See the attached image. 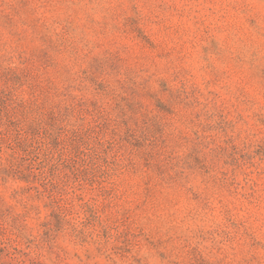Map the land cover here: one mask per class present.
Wrapping results in <instances>:
<instances>
[{
    "label": "rangeland",
    "instance_id": "1",
    "mask_svg": "<svg viewBox=\"0 0 264 264\" xmlns=\"http://www.w3.org/2000/svg\"><path fill=\"white\" fill-rule=\"evenodd\" d=\"M204 178L225 212L173 264H264V0H0V264L155 247L125 180Z\"/></svg>",
    "mask_w": 264,
    "mask_h": 264
},
{
    "label": "clouds",
    "instance_id": "2",
    "mask_svg": "<svg viewBox=\"0 0 264 264\" xmlns=\"http://www.w3.org/2000/svg\"><path fill=\"white\" fill-rule=\"evenodd\" d=\"M204 181L201 183L200 180L189 179L184 186V192L188 194L186 198L168 186L148 185L141 188L136 179L125 180L127 191L122 202H127L134 210L136 230L142 231L156 243L155 247L143 241L136 245L140 253L146 254L142 264H173L176 253L182 255L187 252L196 245L202 233L214 228L222 219L224 208L215 205L212 208L204 207L215 199L211 180L204 178ZM189 189L196 192L199 199H191ZM257 195L264 205V180ZM136 248L119 260L99 258L100 264H136L133 257L140 254Z\"/></svg>",
    "mask_w": 264,
    "mask_h": 264
}]
</instances>
